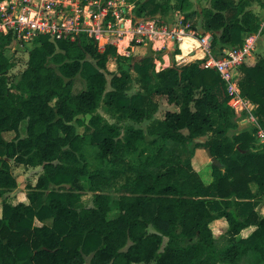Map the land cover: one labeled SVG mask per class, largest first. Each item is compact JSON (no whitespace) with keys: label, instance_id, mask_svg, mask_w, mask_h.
I'll return each instance as SVG.
<instances>
[{"label":"trees","instance_id":"1","mask_svg":"<svg viewBox=\"0 0 264 264\" xmlns=\"http://www.w3.org/2000/svg\"><path fill=\"white\" fill-rule=\"evenodd\" d=\"M175 1L178 10L190 6L189 0ZM253 1L263 5L210 0L201 9L200 33H210L214 52L222 44L241 45L247 34L259 31V17L248 8ZM169 6V0L163 5L148 0L132 18ZM8 41L0 34V264H83L86 258L90 264H237L242 258L264 264L259 212L264 144H255L251 129L236 130L224 82L214 69L197 59L155 71L153 57L131 62L111 44L98 50L87 38L53 42L38 36L15 81L10 70L16 62L5 53ZM110 56L113 71L106 69ZM130 69L141 83L133 93ZM240 71L241 95L256 105L253 114L264 128V55L246 59ZM156 96L177 109L154 118ZM101 104L117 121L98 111ZM79 116H88L80 121L82 133L73 124ZM124 119L149 123L143 129L118 122ZM8 131L14 132L10 139L3 136ZM145 134L157 146L128 162L125 157ZM86 135L103 163L93 170L84 154ZM169 141L177 148L169 149ZM197 148L219 161L211 162L208 183L191 162ZM12 163L40 168L35 183L26 185V201L7 200L18 184ZM121 176L122 193L111 217L107 190ZM82 181L92 191L91 205L81 203ZM218 218L226 228L214 236L210 223ZM248 226L254 229L242 236Z\"/></svg>","mask_w":264,"mask_h":264},{"label":"built area","instance_id":"2","mask_svg":"<svg viewBox=\"0 0 264 264\" xmlns=\"http://www.w3.org/2000/svg\"><path fill=\"white\" fill-rule=\"evenodd\" d=\"M259 25L257 35L264 26V15L259 18ZM0 34L9 37L5 53H10L12 57L11 54L18 47H25L28 51L38 36H46L53 42L87 38L93 41L98 50H103L107 44L122 49L118 43L127 35L130 37L126 47L129 48L138 44L146 45L149 41L153 44L168 37L176 42L182 54L180 43L184 37L191 36L205 50L203 65L214 69L224 82L228 104L237 124L248 123L244 129H251L254 138L264 144V128L258 125L253 114L255 105L241 95L239 88L240 67L251 56L254 49L252 41L230 45L221 53L213 55L208 33H194L186 26L167 27L157 24L153 19L133 20L132 16L123 17L114 10V0H0ZM117 53L129 55L126 49ZM183 59V56L176 59L175 64H181ZM163 67V62L154 60L156 71Z\"/></svg>","mask_w":264,"mask_h":264},{"label":"rangeland","instance_id":"3","mask_svg":"<svg viewBox=\"0 0 264 264\" xmlns=\"http://www.w3.org/2000/svg\"><path fill=\"white\" fill-rule=\"evenodd\" d=\"M154 1L157 3H160L162 5L165 3V0H154ZM143 2H148V0H114V10L117 13H119L120 15H123V17L124 16L134 17L136 15V9ZM189 3H190L189 8L186 11H182V10H178L176 8V1L175 0H169L170 6L168 8L166 7L165 11H157L151 17H139V16L138 17H139V19H153L156 21L157 24L166 25L167 27L186 26L188 30H190L194 33H200L201 32V29H200V19H201L200 12H201V9L209 3V0H189ZM147 9L150 10L149 7ZM146 11H148V10H145V12ZM261 14L259 13L258 16H263L264 13L262 15ZM191 25L194 28H192ZM192 43H191V45H192ZM257 43H260V45H262V44L264 45V31L262 33L261 39L257 40ZM146 45H144V44H138L137 45V46H139L138 47L139 52L136 55H130L129 58H130L131 62L132 61H138L141 56L145 55L146 52L144 51V49L141 46L146 47ZM7 54H8V56L10 55V53H7ZM11 55H13V58L16 62V65L10 70V75H14L15 76L14 80L16 81L19 78L18 77L19 72L25 66V62L27 59V49H25V47H18L17 50H15L13 52V54H11ZM256 56L258 57V55H256ZM155 58H158V59L161 58L159 52L156 53ZM88 59H90V58L88 57ZM90 60L92 62H94V60H92V59H90ZM190 61H193V60H186L185 62H182V64L188 63ZM153 62H154V59H153ZM170 63H172L171 60H170ZM115 68H116L115 58L113 56L108 57V60L106 62V69L108 71H113V70H115ZM154 70L156 71L155 68H154ZM130 73H131L132 79L130 82V88H129L128 92L133 93L136 90L141 89V83L138 81V78H139L138 74L133 69H130ZM106 77H107V79H109V75H107ZM156 99L159 103V107H158L157 112L154 114V118H162L164 112L167 109H173V108L176 109V107L174 105L168 104L163 96H156ZM98 111L108 121H110V122L117 121L116 118L114 117V115H112L110 112L106 111L103 104L100 105V107L98 108ZM87 119H88V116H85V117H79L78 118L79 121H73V124L75 125L76 132H78V133L83 132L84 128H83V125H81L80 121H87ZM118 122L121 125L132 124L135 127L139 126V127H142L143 129H145V127L149 123L148 120H144L140 123H137V122L130 121L128 119L120 120ZM246 127H244V128H246ZM238 130L239 129H237V131ZM230 132H233V131L231 130ZM122 133H123V130H122ZM19 134L20 135L24 134V122H22L20 124ZM3 136L6 139H10L14 136V132H9V131L5 132L3 134ZM151 138H152V136L145 134V141L140 142L138 145V149L136 151L132 152L131 154L127 155L125 157V159L130 163H135L137 161V159L143 157L145 154L153 152L154 148L157 146V142L149 144L148 141ZM85 139H86V142L84 144V154L86 157V163H87L88 169L93 170V169L98 168L99 166L103 165V163L97 158V156H96L97 149L89 142L88 135H86ZM254 140H255L254 141L255 144H257V145L262 144L259 141H257L255 138H254ZM168 145H169L168 146L169 149L173 150V149L177 148V145L171 141H169ZM193 155H195L194 160H193V164H195L197 167H199L201 162H202L201 156H202V158L205 159V162L207 163L206 170L205 171L203 170L202 173L200 174V176L203 179L207 178V176L211 172V162L209 160V157L205 154V151L203 152V151L198 150V149L194 150ZM12 172L15 175L18 184H17V188L15 189V193H13V195H11L10 193L7 194V200L10 201L11 203H16L15 194H20L21 199L26 201V197H25L26 185L28 183H32V184L35 183L36 178L40 172V168H39V166L31 167V166H25V165H15L12 163ZM126 174L130 175L131 172L128 171ZM123 179H124L123 176L114 179L111 186L107 190L109 192V194L111 195V207L112 208H111L110 212L108 213V215L111 217L114 216V214L117 212V210L115 209V204H116V200H117L118 196L122 193V191L119 189V187H120V184L122 183ZM82 183H84L86 188L84 189V191L82 193L81 203L85 204V205H91L92 191H90L87 188L88 185H87L86 181L85 182L82 181ZM251 186L254 190L256 189L255 184H252ZM21 199H18V200L20 201ZM259 212L264 213V207L263 206H261L259 208ZM0 213H1V199H0ZM218 226H222V225L211 226L212 231L216 234L215 236H219L221 234V232L223 231V229H221V231H218V229H217ZM252 228L254 229V226H248V227L244 228L241 231L242 236H247L253 230ZM237 264H250V263L247 259L242 258L241 260H239L237 262Z\"/></svg>","mask_w":264,"mask_h":264},{"label":"crops","instance_id":"4","mask_svg":"<svg viewBox=\"0 0 264 264\" xmlns=\"http://www.w3.org/2000/svg\"><path fill=\"white\" fill-rule=\"evenodd\" d=\"M261 2L263 3V5H260L256 1H253V2H251L249 4L248 8L251 9L253 12H255L257 15H259V13L260 14L261 13L263 14L264 13V0H261ZM207 5H209V3ZM258 17L260 18L261 16H258ZM263 28H264V26H263ZM263 31H264V29H263ZM263 31L260 32L258 35L256 33H250V34H247L244 37V41L245 40L252 41L253 46H254L253 47L254 49L252 50L251 56L249 58L251 60H255L257 58L256 55H258V57L264 55V45L262 44L263 45L262 46V45H260V43H257V40L258 39H261V36H262ZM129 37L130 36L127 35L121 42L118 43L120 46H122V49H120L119 47L116 48L117 51H124L125 49L127 51H129L128 57H130V55H136L139 52V48H138L139 46H136V47L134 46L133 48L126 47L127 46V43L126 42L129 39ZM186 37H189V36H186ZM189 38L193 42L192 45H191L192 50L189 51V54L187 53V54L183 55L180 52V50H179V48L176 45V42L174 40H172V39H170L168 37H163L160 40L154 41L153 44L151 45V49H153L152 50L153 53L151 54V56L153 57L154 60H160L161 62H163L165 64V66H168V65L171 64L170 63V60H171L172 63H175L176 62V59H178V58H180L182 56L184 58L183 59V62H185L186 60H197V59L203 61L204 60L203 58H204L205 50L199 45V42H198L197 39H195V38H193L191 36ZM207 39L210 42V33L207 34ZM156 46L157 47H160V48L157 49ZM229 46H230V44H222V45L219 46L220 48L217 49L215 52L210 47L211 54H213V55L214 54H219V53H221L223 51V49H225V48H227ZM176 50H179V52L178 51L176 52ZM157 52H159L160 53V56H161V58H159V59L158 58H155ZM143 56H146V54L143 55ZM143 56H141V57H143ZM176 109L173 108V109H167V110H176ZM79 117H81V116H79ZM247 125H248V123H244L242 125H239L238 124V127L236 128V130L237 129H239V131L240 130H244V127H246ZM197 149L198 150H201L203 152L205 151L204 149H199V148H197ZM205 154H206V151H205ZM194 156L195 155H193V157L191 158L192 159L191 160L192 161V165L196 169V171L199 174H201L203 170L204 171L206 170L207 163L205 162V159L202 158V156H201L202 162H201L200 166L197 167L195 164H193ZM209 160H210V158H209ZM202 180L204 182L208 183L211 180V172L209 173V175L207 176V178H204V179L202 178ZM252 184H255V183L254 182H250V184H249L250 185V188H251L252 191H255L256 189L254 190L252 188V186H251ZM13 193H15V190H13V191L10 192L11 195H13ZM15 198H16V202L19 201L18 199H21L20 194H15ZM20 201H24V200L21 199ZM0 215H1V213H0ZM214 225H222V226H218V228H217L218 231H221V229L224 230L226 228V221H225L224 218H218V219L213 220L210 223V227L211 226H214ZM211 230H212V228H211ZM213 235L215 236L216 234L213 232ZM83 264H90L89 261H88V258H86V261ZM135 264H142V263H135Z\"/></svg>","mask_w":264,"mask_h":264},{"label":"bare ground","instance_id":"5","mask_svg":"<svg viewBox=\"0 0 264 264\" xmlns=\"http://www.w3.org/2000/svg\"><path fill=\"white\" fill-rule=\"evenodd\" d=\"M191 43H192V40L189 37L183 38L182 42L180 43V48L182 49L183 55L187 53L189 54V51L192 50Z\"/></svg>","mask_w":264,"mask_h":264},{"label":"water","instance_id":"6","mask_svg":"<svg viewBox=\"0 0 264 264\" xmlns=\"http://www.w3.org/2000/svg\"><path fill=\"white\" fill-rule=\"evenodd\" d=\"M151 45H152V42L151 41H149L147 43V45H146V57L150 56L153 53L152 52V49H151ZM206 152L209 154V151L208 150H206ZM210 161L212 163L219 164V161L215 157H213V156L210 157Z\"/></svg>","mask_w":264,"mask_h":264}]
</instances>
